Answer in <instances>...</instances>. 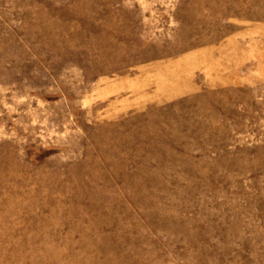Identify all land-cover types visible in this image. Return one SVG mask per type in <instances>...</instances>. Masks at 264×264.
<instances>
[{"label":"rangeland","instance_id":"1","mask_svg":"<svg viewBox=\"0 0 264 264\" xmlns=\"http://www.w3.org/2000/svg\"><path fill=\"white\" fill-rule=\"evenodd\" d=\"M0 264H264V0H0Z\"/></svg>","mask_w":264,"mask_h":264}]
</instances>
